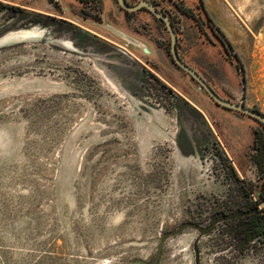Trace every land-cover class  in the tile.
<instances>
[{
    "label": "rangeland",
    "instance_id": "obj_1",
    "mask_svg": "<svg viewBox=\"0 0 264 264\" xmlns=\"http://www.w3.org/2000/svg\"><path fill=\"white\" fill-rule=\"evenodd\" d=\"M5 1L98 41L0 11V264L150 263L163 237L157 264H264V245L240 251L234 231L238 187L261 180L251 122L212 103V122L197 119L154 80L142 85L143 67L198 103L188 86L197 87L152 43L169 47L160 24L136 13L125 25L152 47L141 58L49 0ZM203 3L241 72L171 10L184 59L220 94L264 114V0ZM107 14L105 4L110 22Z\"/></svg>",
    "mask_w": 264,
    "mask_h": 264
},
{
    "label": "flooded vegetation",
    "instance_id": "obj_2",
    "mask_svg": "<svg viewBox=\"0 0 264 264\" xmlns=\"http://www.w3.org/2000/svg\"><path fill=\"white\" fill-rule=\"evenodd\" d=\"M49 1L52 2L56 7H59L60 11L63 13L68 11V12L72 13V15L81 17L83 19L90 20V21L95 22V23H101L103 21L104 5L107 4V7H108V14L107 15H108V19H109L110 23H112V25H114L117 28L122 29L123 31L125 30L126 32H128L132 35L141 37L144 40H146L147 42H148V40L146 38H144L141 35V33H139V31H137V33H132L130 31H128V29L126 30L124 28L126 24L131 23V21H132L131 15L136 14V13H138V15H140V17H146L149 15L160 24V26L165 30V32L168 33L164 22L162 20H160L159 18H156L147 9L139 8L136 11H126V10H124V8H122L118 4L117 0H71L69 3H66V4L60 2L59 0H49ZM123 1H125L126 4L135 5L140 0H138L135 3H133L132 0H123ZM145 1H148L150 4H152L158 12L163 13L169 19L170 24H171V26L175 32V35H176L175 45H176V52L178 54V57L180 58V60L182 62H184L187 66H189L191 69H193L196 72V74L199 75V77L206 83V85H208V87L212 90V92L214 94H216L222 100H225V101H228V102L240 105V106H244L245 108H248V109H251L253 111H257V112L261 113L260 111L254 109V108H249V107L245 106L243 103L234 102L231 99H229L228 97L220 94L214 88V86L211 84V82L204 75H202L195 67L190 65L184 59V54H185V50H186V45H185L186 39L183 37L184 32H182L178 26L179 21H173V14H172L171 10H173L180 17H183L184 19L190 20L193 23V25H195L196 29L199 30L200 37L206 38L207 43L210 44L211 46H219V48L221 50V55L226 60V62L230 66L234 67L236 71L241 72V67L237 61L235 53H233V51L229 50L228 47L221 45L219 43V41L217 40V38L214 37L212 35V33L206 28L205 22H204V20L201 16V13H200L199 0H196V2H193V0H191L192 5H187L188 3L186 0H145ZM0 2L9 3L13 6L16 5L17 7H20V8H21V6H19L18 4H22V3L8 2L5 0H0ZM25 4H26V6H28V3H25ZM44 15L50 16L49 14H44ZM51 17H53V16H51ZM59 20H62V19H59ZM64 21H66V20H64ZM69 23L77 26V24H75L73 22H69ZM94 35H96V34H94ZM168 35H169V33H168ZM169 39H170V36H169ZM149 42H152V41L149 40ZM152 43L164 51L165 55L169 58L168 61H170L169 63L172 66V69L178 71L179 73L181 72L182 75L186 77V79H189L197 87V90L196 89L194 90L191 86H188L194 93L196 92L195 98L198 101V103H196L194 100H192L191 98H189L185 94L184 95L186 96V98H188V100H189L188 102L190 103V105L192 104L191 106H193L201 114H204L207 117V119H209L207 114H206V111H205L207 109V103H212L216 107L230 113L233 117H235L239 120H242L244 118H248L250 120V122H251L250 123L251 124V127H250L251 140L249 142V147L251 149V154L249 155V157H250V160L254 163L257 170L260 172V177H261V180L259 181V186H257L256 184L252 185L251 197H252V200L254 201L256 196L262 193L263 185H264V172H262L264 170V157H263V155H264V123H262L261 121H259L258 119H256L255 117H253L247 113H243V112H240L237 110H233V109L218 105L212 99V97L192 77H190L186 72H184L181 68H179L174 63L172 56H171V53H170V42H169V47L167 49L166 48L164 49V46H160L154 42H152ZM139 57L144 58V56H142V55H139ZM146 58H148V57H146ZM146 62H148V61H146ZM171 86L174 88L173 85H171ZM200 106H201V108H200ZM261 114H263V113H261ZM210 122H212V121L210 120ZM254 124H255V126H254ZM226 149H225V151L227 152L228 149L227 150ZM234 161H235V159H234ZM235 162L238 164L237 160ZM232 167H233V170L235 171L234 166H232ZM257 188H259V190Z\"/></svg>",
    "mask_w": 264,
    "mask_h": 264
},
{
    "label": "trees",
    "instance_id": "obj_3",
    "mask_svg": "<svg viewBox=\"0 0 264 264\" xmlns=\"http://www.w3.org/2000/svg\"><path fill=\"white\" fill-rule=\"evenodd\" d=\"M199 4L200 13L205 22L206 28L212 33L214 37L217 38L221 45H224L228 47L229 50L233 51V47L230 42L226 39L223 32L216 26V24L213 22L212 18L206 11L203 0H199ZM2 10L9 11L11 16H16L19 20L22 21H28L33 24H40L45 27L53 26L55 28L60 29V31L64 30L71 32L74 37H77L81 41H88L92 39H94L96 42L98 41L95 36L82 31L77 26L64 20H59L44 14L27 11L17 6H9L0 2V11ZM99 43L105 47H112L104 42ZM141 70L142 75H140L141 77L139 76V79L144 87L149 88L148 85H144L148 82V79L154 80L159 84L162 90H165L169 95L173 96L176 102H181L190 112V114L194 115L197 119L203 120V116L198 110L191 106L187 101L181 99L178 95H176L173 90L166 84L161 82L159 78H157L154 74L150 73L149 71L145 70V68L143 67L141 68ZM145 75L148 76L146 79L144 78ZM148 84H150V82H148ZM222 158L226 162V158L224 157V155L222 156ZM226 163L228 169L236 177V173L233 170L231 164H229L228 162ZM262 172H264V170ZM236 179L238 180L237 177ZM238 192L240 198L237 199L234 203V205L237 206L236 212L238 214L236 215L237 222L234 224V231L235 237L237 238L240 244L239 250L243 251L251 242L258 241L260 244L264 245V206L261 205V202L264 200V185L262 193L257 195L254 201L251 197L252 183L241 182V185L238 187Z\"/></svg>",
    "mask_w": 264,
    "mask_h": 264
},
{
    "label": "water",
    "instance_id": "obj_4",
    "mask_svg": "<svg viewBox=\"0 0 264 264\" xmlns=\"http://www.w3.org/2000/svg\"><path fill=\"white\" fill-rule=\"evenodd\" d=\"M118 4L124 8V10L126 11H136L139 8H145L147 9L150 13H152L156 18H159L160 20H162L165 24V27L169 33L170 36V53L172 56V59L174 61V63L181 68L184 72H186L190 77H192L211 97L212 99L221 106L233 109V110H237L243 113H247L253 117H255L256 119H258L259 121H261L262 123H264V115L257 112V111H253L251 109L245 108L244 106H240L225 100H222L221 98H219L216 94H214L212 92V90L208 87V85H206V83L199 77L198 74H196V72L191 69L189 66H187L184 62H182L180 60V58L178 57V54L176 52V35L175 32L170 24L169 19L166 17V15H164L163 13H160L156 10V8L150 4L148 1L145 0H140L137 4L135 5H129L126 4L125 1L123 0H117ZM71 18L79 23H84V24H88L90 26H92L93 28H95V31L100 30L101 32L106 33V36L110 37L112 40H114V42L118 43L119 45L123 46L126 50L134 53V54H138V55H142L144 57H149L152 54V47L151 45L144 40L141 37L132 35L128 32H126L125 30L123 31L120 28L115 27L114 25H112L110 22L106 21L105 18H103V21L101 23H95L92 22L90 20L87 19H83L80 18L78 16L72 15L71 14ZM94 30V29H93ZM100 34V33H99ZM200 88V87H199ZM201 108V106H200ZM262 206H264V201L261 203ZM246 214V213H244ZM238 215V214H236ZM188 225H193V224H188ZM197 227V226H195ZM201 232L203 231V229L197 227ZM177 232V230H175L174 232H170L166 235H171L172 233ZM163 243H164V237L160 240L158 248H157V252H156V256L154 258V260L150 263H146L143 260H135L129 264H157L161 255V251H162V247H163Z\"/></svg>",
    "mask_w": 264,
    "mask_h": 264
},
{
    "label": "crops",
    "instance_id": "obj_5",
    "mask_svg": "<svg viewBox=\"0 0 264 264\" xmlns=\"http://www.w3.org/2000/svg\"><path fill=\"white\" fill-rule=\"evenodd\" d=\"M125 49V48H124ZM130 52V51H129ZM132 53V52H131Z\"/></svg>",
    "mask_w": 264,
    "mask_h": 264
}]
</instances>
